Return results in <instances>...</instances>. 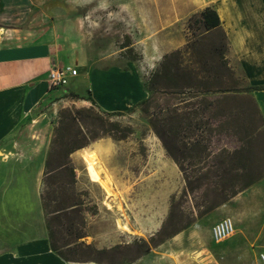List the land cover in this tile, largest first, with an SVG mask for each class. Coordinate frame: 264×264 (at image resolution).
Here are the masks:
<instances>
[{
  "label": "rangeland",
  "instance_id": "rangeland-1",
  "mask_svg": "<svg viewBox=\"0 0 264 264\" xmlns=\"http://www.w3.org/2000/svg\"><path fill=\"white\" fill-rule=\"evenodd\" d=\"M34 1L47 6L59 35L65 41L71 39L76 43L63 53L66 64L62 66L78 69L77 60L87 59L89 70L118 68L120 74L124 72L126 80L127 104L130 105L118 112L102 111L91 104L88 101L91 92L85 90L84 78L77 79L78 84L69 82L63 91L76 89L84 95L78 97L85 98L87 103L63 93L51 96L33 110L32 118H41L35 126L44 129L46 134L47 155L60 113L65 109L93 107L132 128V134L123 141L102 137L70 156L76 173L75 190L83 194L84 202L85 237L80 241L97 249L113 248L106 255L112 264H258V254L264 248L257 246L264 245V232L243 230V225L229 214H222V210L215 209L203 217L196 216L194 206L201 192L183 196L185 184L182 174L166 155L151 128L153 110L144 113L141 107V102L150 96L147 81L151 73L159 67L165 54L181 49L186 39L191 37L188 20L203 7L190 0H183L175 6L168 0ZM123 43L130 44V51L122 49ZM229 65L234 77L230 82L241 90L239 99L232 100L230 104V135H216L219 132L216 128L205 155L193 159L190 154L185 166L190 177L194 178L199 175L195 172L197 169L202 173L208 165L222 161L230 163L232 153L242 148L244 150L236 154L234 163L239 160L245 163L247 171L233 184L236 188L244 183L247 175L253 177L264 172V129L249 99L250 87L241 70L234 64ZM200 97V91L196 90L184 94L186 102L191 104ZM177 101L171 99L172 103ZM247 133L252 134V139L243 145L240 140ZM186 142L191 143L192 140L187 139ZM105 174L111 180L113 195L99 181ZM262 187L264 182L253 189L257 203L255 196ZM109 199L114 207L112 211L107 206ZM173 199L178 201L185 217L193 216V221L188 228L155 246L156 234L168 216ZM262 215L264 217V213ZM226 217L234 223V234L214 244L211 229ZM129 228L134 232L128 233ZM151 238H154L153 242ZM145 243L152 245L150 252L143 254ZM142 258L143 261H139Z\"/></svg>",
  "mask_w": 264,
  "mask_h": 264
},
{
  "label": "crops",
  "instance_id": "crops-1",
  "mask_svg": "<svg viewBox=\"0 0 264 264\" xmlns=\"http://www.w3.org/2000/svg\"><path fill=\"white\" fill-rule=\"evenodd\" d=\"M168 1L174 6L183 2ZM190 1L217 12L228 41L226 57L252 88L250 96L264 127V0ZM56 29L44 3L0 0V264H80L64 262L49 245L41 203L46 134L35 126L41 118H32L33 110L51 96L84 97L76 89L63 91L66 85H48L49 69L65 65L63 53L76 45ZM77 62V75L69 82L78 84L77 79L84 78L85 90L102 111L118 112L130 105L124 72L89 70L87 59ZM263 182L264 175L216 211L229 214L243 230L264 232V187L255 196L258 203L253 195L254 187Z\"/></svg>",
  "mask_w": 264,
  "mask_h": 264
},
{
  "label": "trees",
  "instance_id": "trees-1",
  "mask_svg": "<svg viewBox=\"0 0 264 264\" xmlns=\"http://www.w3.org/2000/svg\"><path fill=\"white\" fill-rule=\"evenodd\" d=\"M188 29L191 30V37L186 39L183 47L165 54L159 67L151 73L147 81L150 96L141 102V107L144 113L153 110L151 128L166 155L182 174L185 184L183 196L195 191L201 192L194 207L196 216L203 217L255 184L263 177L264 172L253 177L247 175L242 185L233 188L242 173L247 171L245 163L240 160L237 164L234 163L236 154L244 150L239 148V151L236 149L232 153L230 163L222 161L208 165L203 168L202 173L197 169L195 172L199 175L194 178L188 174L185 160L190 154L193 159L205 155L215 137L216 128L219 131L216 135L229 137L230 104L232 100L239 99L241 93L230 82L234 77L226 57L228 41L215 9L208 6L190 17ZM197 30L200 32L197 33ZM129 46L130 44L123 43L122 49L130 51ZM190 90L200 91L201 97L196 103L191 104L184 99L185 92ZM173 98L178 101L172 103ZM249 99L259 114L251 96ZM88 101L94 105L91 98ZM131 134V126L112 120L93 107L61 111L45 161L41 203L46 214L50 248L64 262L112 264L106 255L114 250L97 249L80 241L85 237V220L82 214L84 202L81 198L83 194L75 190L76 173L70 160L71 154L88 147L99 138L109 137L115 141H123ZM251 135L247 133L240 142L245 145L252 139ZM187 139L192 142L187 143ZM192 221L193 216L185 217L178 201L173 199L168 216L157 232V241L153 245L162 244L166 239L177 235L188 228ZM150 241L153 242L154 238ZM151 245L152 243H145L143 254L150 252Z\"/></svg>",
  "mask_w": 264,
  "mask_h": 264
},
{
  "label": "built area",
  "instance_id": "built-area-1",
  "mask_svg": "<svg viewBox=\"0 0 264 264\" xmlns=\"http://www.w3.org/2000/svg\"><path fill=\"white\" fill-rule=\"evenodd\" d=\"M77 75V69L70 66H53L47 74L50 88L64 87L71 77ZM234 223L228 217L218 221L211 229V238L214 244H219L234 234ZM260 264H264V250L258 254Z\"/></svg>",
  "mask_w": 264,
  "mask_h": 264
},
{
  "label": "bare ground",
  "instance_id": "bare-ground-1",
  "mask_svg": "<svg viewBox=\"0 0 264 264\" xmlns=\"http://www.w3.org/2000/svg\"><path fill=\"white\" fill-rule=\"evenodd\" d=\"M154 65V64H153ZM100 183L109 191L111 192V194L113 195V189H112V183L111 180L109 178V175L105 174L103 176H101V178H99ZM115 188V187H114ZM113 190V191H112ZM115 203V202H114ZM107 206L109 207V209L112 211L114 209V207L111 204L110 199L107 201ZM116 206V205H115ZM134 232L131 228H129L128 233H132Z\"/></svg>",
  "mask_w": 264,
  "mask_h": 264
}]
</instances>
